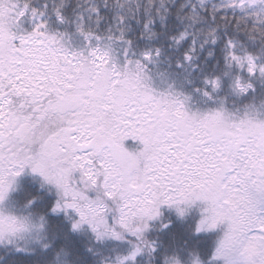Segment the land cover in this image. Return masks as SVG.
<instances>
[{
    "label": "snow or ice",
    "instance_id": "snow-or-ice-1",
    "mask_svg": "<svg viewBox=\"0 0 264 264\" xmlns=\"http://www.w3.org/2000/svg\"><path fill=\"white\" fill-rule=\"evenodd\" d=\"M0 264H264V0H0Z\"/></svg>",
    "mask_w": 264,
    "mask_h": 264
}]
</instances>
